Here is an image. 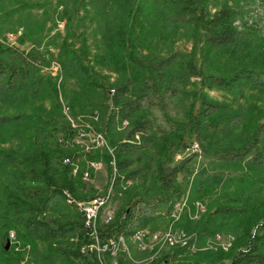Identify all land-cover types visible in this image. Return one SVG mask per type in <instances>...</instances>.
I'll return each instance as SVG.
<instances>
[{"label":"trees","instance_id":"16d2710c","mask_svg":"<svg viewBox=\"0 0 264 264\" xmlns=\"http://www.w3.org/2000/svg\"><path fill=\"white\" fill-rule=\"evenodd\" d=\"M258 1L264 7V0ZM86 2L96 15L105 18L101 19V41L109 56L104 60L116 58L125 75L109 88L90 68L84 42L73 48L65 40L61 46L62 77L64 83L74 79L80 89L68 104L70 117L76 120L78 111L97 116L92 126L105 138L102 157L106 163L111 151L117 185L132 180L144 182L149 176L158 190L168 193L166 200L178 197L184 182L177 183V179L180 174H189L187 161L174 167L170 161L176 149L184 146V127L204 153L214 155L218 166H243L245 178L264 168V113L241 141V134L235 133L245 126L242 117L228 105L214 103L205 93L264 92V35H255L256 24L243 21L245 12L226 3L210 14L206 0ZM167 19L201 31L203 58L209 62L217 57L213 68L222 71L204 72L191 58L176 71L177 57L161 55L157 48L163 30L157 25ZM238 20L242 22L237 26ZM255 39L256 47L252 44ZM142 49L147 53L143 54ZM42 62L35 47L22 51L0 40V104L13 111L0 114V139L5 136L20 144L10 150L0 148V225L6 227L0 238V264H22L19 255L6 251L8 229L47 245L64 264H98L93 255L81 252L90 242L83 220L62 200L63 189L80 198V175L73 177L71 166L63 160L80 161L74 137L82 125L73 128L62 114L56 82L41 75L38 63ZM192 78L199 80L198 90L187 89ZM108 100L111 108L105 104ZM173 111L184 116L186 125L169 115H174ZM124 122L127 127L121 130ZM174 133L180 135L178 141L167 140ZM155 135L161 137L160 143L155 142ZM150 147L156 148V159L147 151ZM142 153L143 159L138 157ZM99 154L95 151L92 156ZM221 178L201 170L195 178V193L202 194L220 183ZM155 207L145 199L128 203L112 223L100 226V237L127 238L146 229L155 219ZM243 212L226 207L215 214L239 217ZM204 257L181 264H264V214L242 232L227 254V261L221 260L222 255L208 261H203Z\"/></svg>","mask_w":264,"mask_h":264},{"label":"rangeland","instance_id":"374dc122","mask_svg":"<svg viewBox=\"0 0 264 264\" xmlns=\"http://www.w3.org/2000/svg\"><path fill=\"white\" fill-rule=\"evenodd\" d=\"M86 1L0 0V40L22 51H28L33 47L37 49L43 58L42 64L38 63L41 75L48 76L56 82L58 102L61 105L62 114L73 128H76L77 125H82L81 128H78L74 137L75 144L81 152L80 161L78 163L70 161L73 165H70L72 171L76 170L75 174L71 171V175L73 177L80 175L77 186L80 198H76L65 189L62 190V193L67 192L74 199L87 202L94 198L103 199L110 189L113 191L112 199L102 206L98 214L99 237L101 225L112 223L115 216L128 203L145 199L156 206L155 219L148 225L147 230L166 231L168 228H172L176 231L181 230L188 236H197V248L199 250L196 252L192 253L189 250L182 249H164L161 252L162 258L171 259L174 263L181 264L189 262L197 256H205L207 258L203 261H208L210 257L222 255L221 260L227 261V254L238 241L242 232L252 224L253 220L264 214V168L254 170L250 173V177L245 178L244 172L246 169L243 166H218L214 155L204 153L194 135L188 134L187 127H184L186 128L182 132L184 146L176 149L171 158L170 166L174 167L183 161H187L186 168L189 174L185 177L184 174H180L177 183L184 182L180 195H187L189 212L187 209H184L178 221H171L169 218V202L177 197L174 196L171 200H166L168 193L158 190L157 186L151 182L149 176L144 182L132 180L117 185L116 168L113 169L110 164L112 160L111 151L108 150L107 154L111 158L106 163L104 157H102V150L106 149V146H98L97 144L99 139L105 142L103 134L95 131L92 126V122L97 121V116L88 115V112L81 115L78 111L76 120L70 117L68 104L74 94L80 93V89L74 79H68L64 83L62 77L60 65L62 59L61 46L65 40L73 48H79L82 42H84L88 54L87 62L90 68L94 70L100 80L107 84L109 88L120 81L125 75L124 68L116 58L104 60L105 56H109L101 41V29L104 25L101 19L105 18L102 14L96 15L90 6H86ZM226 3L238 8L242 13L245 12L246 16L244 17L243 14V21L247 20L248 23H255L258 28L255 35L263 37L264 7H262V4L258 0H206L207 11L212 14ZM167 20L157 25L160 30L163 29L160 31L161 36L159 37L160 40L158 39L159 44L157 48L158 51L160 49L161 55H175L177 57L174 67L176 71L183 69L189 58L194 61L196 67L202 69L204 72L213 71L220 73L222 71L216 70V67L213 68V63L216 62L217 57L212 58L209 62L203 58L202 50L204 46L201 31L192 26L175 24L172 20ZM71 21L72 25L69 27ZM241 22L242 20H238L235 25L238 26ZM68 27L70 28L69 31ZM82 36H84V39L80 40ZM22 40L23 42H21ZM255 43L256 39L252 44L255 46ZM258 47H260V44ZM142 51L143 54L147 53L144 49ZM96 56L98 57L96 58ZM187 89L189 91L198 90L199 80L193 78L188 80ZM112 93L113 90H110V95ZM205 93L214 103L226 104L242 117L245 126L239 127L235 133L236 135L241 134V141L251 133L252 130L250 128L255 119L264 113V92L248 90L241 93L220 91H205ZM105 104L111 108L110 100ZM44 105L48 106V103H44ZM176 111L179 112V109H176ZM176 111H173L174 115L170 113L169 115L186 125L184 116L179 113L177 114ZM12 112L0 104V114ZM126 127L127 123L124 122L120 129L122 130ZM153 133H156V129H154ZM79 134L84 135L81 136ZM178 135L174 133L167 140L170 139L177 142L180 137ZM154 138L155 142L160 143L161 137L159 135H155ZM135 140H139L138 136L135 137ZM237 142L239 141L236 140ZM193 143H197L200 149V158H196L188 151ZM15 147H20L17 141L12 142L7 140L5 136L1 137V149L10 150ZM95 151L100 152L99 157L95 158L92 156ZM147 151L153 156V159L157 158L156 148L150 147ZM144 155L142 153L138 157L143 159ZM65 159L70 160V158ZM91 163L100 166H90ZM201 170H206L210 175L216 173L222 178L220 183L211 185L202 194H196L194 191V187L196 186L195 178ZM87 172L89 177L85 179L83 174ZM62 200L66 205L64 199ZM198 202L199 205L196 208L195 204ZM67 207L70 211L81 217L73 208L68 205ZM226 207L236 210L242 209L244 212L239 217L215 214L216 211ZM108 216L111 217V220L106 223L105 220ZM188 216H192V219ZM5 228L4 225H0V238L5 234ZM7 231L5 246L10 242L9 251L15 255H19L22 264H64L60 256L52 252L47 245L35 242L28 236L22 237L14 229H8ZM216 234L220 236V243H229V245L225 247H207L206 241ZM12 235L15 238H12ZM100 239L102 238L100 237ZM127 243L130 249V258H118V264H132V260H141L144 256H147L146 254L138 253L135 245L129 240H127ZM90 254L95 257L98 264H112V260L107 255L99 256L95 251Z\"/></svg>","mask_w":264,"mask_h":264},{"label":"built area","instance_id":"2783aa9c","mask_svg":"<svg viewBox=\"0 0 264 264\" xmlns=\"http://www.w3.org/2000/svg\"><path fill=\"white\" fill-rule=\"evenodd\" d=\"M79 133V132H78ZM83 136L84 134H79ZM98 146H104L105 142L99 139L97 142ZM189 153H192L196 158L201 157L200 149L197 143H193L189 149ZM64 164L72 165L69 159L63 160ZM110 164L113 169H115V162L112 159ZM99 167L98 164L91 163L90 166ZM73 166V165H72ZM94 167V168H96ZM73 174L76 170L72 171ZM83 177L87 179L89 177L88 172L83 174ZM113 191L111 189L108 191L107 195L101 198H94L90 201H78L71 197L67 192L62 193V198L64 199L66 205L73 208L77 213H79L83 220L84 230L90 242L81 249V252L92 253L97 252L99 256L107 255L112 264H118V258H130V249L127 245V240L135 245V249L140 254H146L141 260L131 261L132 264H177L171 259H164L161 257V252L164 249H182L189 250L194 253L199 250L197 247V236H188L183 231L173 230L168 228L166 231H149L147 229L140 230L132 234L130 237L125 238L124 236L118 237H108L106 239H100L98 233V214L103 205H105L113 197ZM187 195H179L177 198L172 199L169 202L170 212L169 218L171 221H178L181 217L182 211L187 209ZM199 202L195 204L196 208ZM189 212V211H188ZM192 219V216H188ZM111 217L108 216L105 220L108 223ZM12 238H15L12 235ZM207 247L218 246L225 247L229 243H220V236L214 235L211 239L206 241Z\"/></svg>","mask_w":264,"mask_h":264},{"label":"water","instance_id":"95a60500","mask_svg":"<svg viewBox=\"0 0 264 264\" xmlns=\"http://www.w3.org/2000/svg\"><path fill=\"white\" fill-rule=\"evenodd\" d=\"M9 249H10V242L7 243L6 251H9Z\"/></svg>","mask_w":264,"mask_h":264}]
</instances>
